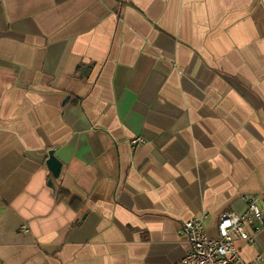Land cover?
<instances>
[{"label": "crops", "instance_id": "obj_1", "mask_svg": "<svg viewBox=\"0 0 264 264\" xmlns=\"http://www.w3.org/2000/svg\"><path fill=\"white\" fill-rule=\"evenodd\" d=\"M249 195L264 0H0V264H180Z\"/></svg>", "mask_w": 264, "mask_h": 264}, {"label": "built area", "instance_id": "obj_2", "mask_svg": "<svg viewBox=\"0 0 264 264\" xmlns=\"http://www.w3.org/2000/svg\"><path fill=\"white\" fill-rule=\"evenodd\" d=\"M131 144L141 145L144 140L138 138ZM244 200L246 209L241 214L226 212L221 215L214 238L207 235L203 216H194L184 222L182 235L190 249L180 264H260V256L245 261L236 243H255L256 236L264 228V200L253 195Z\"/></svg>", "mask_w": 264, "mask_h": 264}, {"label": "water", "instance_id": "obj_3", "mask_svg": "<svg viewBox=\"0 0 264 264\" xmlns=\"http://www.w3.org/2000/svg\"><path fill=\"white\" fill-rule=\"evenodd\" d=\"M46 166L48 168V170L50 171L52 177L54 179H58L60 174H61V171H62V168H63V165L62 163L55 157L54 155V152L53 151H49L48 153V159H47V162H46ZM49 187H53L52 185V180L49 181L48 183Z\"/></svg>", "mask_w": 264, "mask_h": 264}]
</instances>
